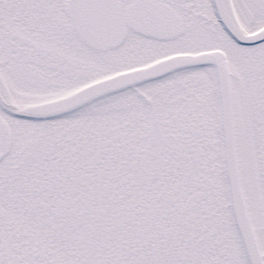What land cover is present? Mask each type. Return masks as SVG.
<instances>
[{
  "label": "snow or ice",
  "instance_id": "obj_1",
  "mask_svg": "<svg viewBox=\"0 0 264 264\" xmlns=\"http://www.w3.org/2000/svg\"><path fill=\"white\" fill-rule=\"evenodd\" d=\"M0 264H264V0H0Z\"/></svg>",
  "mask_w": 264,
  "mask_h": 264
}]
</instances>
